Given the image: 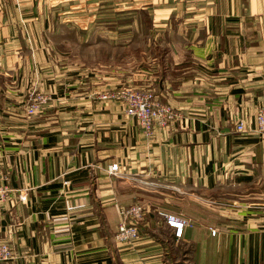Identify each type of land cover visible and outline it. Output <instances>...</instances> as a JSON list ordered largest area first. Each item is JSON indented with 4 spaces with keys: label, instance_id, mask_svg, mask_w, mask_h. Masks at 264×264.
Listing matches in <instances>:
<instances>
[{
    "label": "crops",
    "instance_id": "1",
    "mask_svg": "<svg viewBox=\"0 0 264 264\" xmlns=\"http://www.w3.org/2000/svg\"><path fill=\"white\" fill-rule=\"evenodd\" d=\"M263 83L264 0H0V264H264ZM123 86L179 117L144 136Z\"/></svg>",
    "mask_w": 264,
    "mask_h": 264
},
{
    "label": "built area",
    "instance_id": "2",
    "mask_svg": "<svg viewBox=\"0 0 264 264\" xmlns=\"http://www.w3.org/2000/svg\"><path fill=\"white\" fill-rule=\"evenodd\" d=\"M264 85V83H263ZM98 99H115L123 105V113L132 117L140 125L141 133L149 136L154 129H161L169 122L179 117L180 113L169 103L157 100L154 93L148 89L123 86L111 92L94 93ZM49 96L45 92L30 91L22 103L24 112L30 114L40 109L48 102ZM255 129L264 136V103L258 104L254 112ZM236 129H242L243 123L238 119ZM117 163L107 165L109 172L117 171ZM8 175L0 169V199H4L9 188L5 185ZM144 205L141 203H130L118 206L119 222L113 237L116 241H131L138 235L137 220L144 213ZM158 215L164 223L171 227L173 234L179 236L186 220L183 216L165 210H158ZM214 233L213 229H210ZM15 257L12 247L6 242H0V260H8Z\"/></svg>",
    "mask_w": 264,
    "mask_h": 264
}]
</instances>
